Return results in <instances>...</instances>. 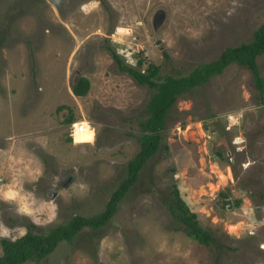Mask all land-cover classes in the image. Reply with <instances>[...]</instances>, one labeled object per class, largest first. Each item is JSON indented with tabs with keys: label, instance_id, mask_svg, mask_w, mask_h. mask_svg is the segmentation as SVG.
Returning a JSON list of instances; mask_svg holds the SVG:
<instances>
[{
	"label": "rangeland",
	"instance_id": "obj_1",
	"mask_svg": "<svg viewBox=\"0 0 264 264\" xmlns=\"http://www.w3.org/2000/svg\"><path fill=\"white\" fill-rule=\"evenodd\" d=\"M106 3L111 17L100 0H0V30L8 29L0 45V96L19 90L3 84L7 79L8 85L20 82L19 116L37 109L44 116V122L29 120L36 128L18 140L0 136V240L21 236L29 222L39 231L76 214L99 213L126 176V164L140 147L138 122L151 91L113 70L112 58L99 48L105 37L131 65L140 58L142 68L148 61L160 65L161 77L185 76L225 47L250 41L264 21V0ZM7 13L13 14L12 23ZM27 39L35 47L34 78ZM46 42L51 54L61 44L74 47L69 72L58 51L47 52ZM16 46L25 54L18 68L12 65ZM256 63L264 81V53ZM79 74L90 82L84 97L47 93V81L68 91ZM62 104L85 125L75 141L72 123L61 122L67 110L56 111ZM230 113L241 116L227 128ZM166 123L168 149L161 147L148 159L106 225L83 228L39 262L24 264H264V90L256 87L251 71L229 64L178 98ZM237 135L244 140L238 148L232 142ZM172 182L220 248L198 243L173 222L161 202Z\"/></svg>",
	"mask_w": 264,
	"mask_h": 264
},
{
	"label": "trees",
	"instance_id": "obj_2",
	"mask_svg": "<svg viewBox=\"0 0 264 264\" xmlns=\"http://www.w3.org/2000/svg\"><path fill=\"white\" fill-rule=\"evenodd\" d=\"M107 14L111 17V8L107 5L106 0H100ZM8 10L13 11L12 3ZM9 23L15 20L13 14L5 15ZM42 24V23H41ZM48 28L55 27L47 25ZM58 29V26H57ZM110 32L111 29H110ZM8 29L0 30V45L4 42ZM104 48L112 58L113 70L119 74L129 76L138 86L148 88L151 93L144 105V111L139 119L140 147L138 152L126 164V176L120 181L117 188L112 192L105 207L99 213L91 216L73 215L67 222L50 225L47 228L39 227L33 222L26 223V231L15 239L1 238V255L0 264H24L27 261L39 262L47 257L56 248L59 242H71L78 232L83 228L100 229L114 215L119 201L126 192L133 186L140 170L145 163L161 147L168 149L167 143L164 142L165 131L167 129V117L178 98L184 97L194 88L205 85L211 77L219 75L231 63L236 62L241 66L247 67L253 76L254 83L259 90H264V81L259 73L256 59L264 53V21L254 30L252 38L248 42L235 46L225 47L219 56L206 63L195 66L185 76L165 75L160 76V65L148 61L147 65L142 68L144 61L137 59L134 65L125 61L122 55L117 52L114 46L108 42L105 37ZM30 39L26 40L29 54V65L32 77L34 78L37 70V63L34 56V49ZM165 59L169 58L166 51H163ZM35 85V83H34ZM70 88L74 95L84 96L90 88V82L87 77L77 75L70 80ZM38 93L36 94V96ZM24 100L26 105L31 96L28 93ZM26 107V106H25ZM21 107V114H26V108ZM67 110L62 123L70 124L77 120L73 109L69 105H58L57 112ZM184 128V123H181ZM166 206L171 219L177 225L184 227L186 234L200 244L213 246L215 249L221 247L220 241L209 230L201 226L197 214L190 209L188 204L182 198L178 186L172 182L171 189L161 200ZM235 204H240V199L235 200Z\"/></svg>",
	"mask_w": 264,
	"mask_h": 264
},
{
	"label": "crops",
	"instance_id": "obj_3",
	"mask_svg": "<svg viewBox=\"0 0 264 264\" xmlns=\"http://www.w3.org/2000/svg\"><path fill=\"white\" fill-rule=\"evenodd\" d=\"M85 3V2H84ZM95 16L97 17V12L94 13ZM92 16V15H91ZM94 16V15H93ZM89 16L85 17L88 18ZM89 33H86L85 35H87ZM90 40V37H88ZM55 38H50L49 42L50 44L52 43L55 44ZM47 42L45 43V49H48L47 52H50L49 54L52 53V50L49 49V47H51L52 45H47ZM18 46V45H17ZM17 46L15 47L14 51L17 53L16 58H12L13 60V67L14 68H18V67H22L23 65V61H24V50L23 53L20 49L17 48ZM57 47V46H56ZM58 49H56V51L54 53H56L57 51L59 52V63L61 65L60 58H62L63 61V66H65L66 70L65 71H70V69L73 67L74 65V60H75V52L74 50H72L70 52L71 49H73L74 47H70L64 44H61L60 47H57ZM69 48V49H68ZM46 52V53H47ZM53 53V54H54ZM41 54H44L41 53ZM51 54V56L53 55ZM69 54V55H68ZM42 57V55H41ZM56 58V57H55ZM12 63V62H11ZM42 64V62H41ZM11 71H15V69H11ZM7 83H3L6 84L7 87H17L19 88V90H17V92L15 94L9 95L8 98H4L0 96V136L5 134V135H10L11 137H15L16 140L19 139V135L30 132L33 130V128L35 129L36 126L34 125V127H31V125H29V120H31L32 122H34L35 120H42L43 121V115L42 114H38L37 111H33L31 112V114L24 116V117H20L19 113H18V103H19V98L21 96V83H12L11 85H8V82H10V79L6 80ZM61 86L59 84H57L56 82H51V81H47V93H56L57 95H65V93L70 94V96H72L73 98L75 97H79L82 98L84 96H76L74 95L70 89H68V91H65V89H61ZM65 87V86H64ZM89 91V90H88ZM42 104V102H41ZM43 105V104H42ZM44 122V121H43ZM16 152H19L18 155L24 154L22 153V150L18 147H16L14 149Z\"/></svg>",
	"mask_w": 264,
	"mask_h": 264
},
{
	"label": "built area",
	"instance_id": "obj_4",
	"mask_svg": "<svg viewBox=\"0 0 264 264\" xmlns=\"http://www.w3.org/2000/svg\"><path fill=\"white\" fill-rule=\"evenodd\" d=\"M240 116H241L240 114H231V113L228 114L226 116L227 122H228L227 128L236 125L239 121ZM71 125H72V130L70 132V136L72 137V140L75 141V133L82 132L86 128H84L85 125L83 124L82 121H74V122H72ZM232 142H233V144H236V146L238 148V147L242 146V144L244 143V140L239 135H237L232 139ZM262 224L264 225V219L262 220Z\"/></svg>",
	"mask_w": 264,
	"mask_h": 264
},
{
	"label": "water",
	"instance_id": "obj_5",
	"mask_svg": "<svg viewBox=\"0 0 264 264\" xmlns=\"http://www.w3.org/2000/svg\"><path fill=\"white\" fill-rule=\"evenodd\" d=\"M156 17H154V19H155ZM153 24H154V28H156L157 26V22H155V21H153Z\"/></svg>",
	"mask_w": 264,
	"mask_h": 264
}]
</instances>
